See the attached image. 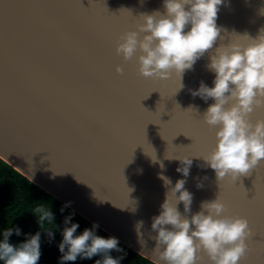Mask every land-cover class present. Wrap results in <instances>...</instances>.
<instances>
[{"label":"water","instance_id":"95a60500","mask_svg":"<svg viewBox=\"0 0 264 264\" xmlns=\"http://www.w3.org/2000/svg\"><path fill=\"white\" fill-rule=\"evenodd\" d=\"M157 10L163 0H0V157L157 264L152 218L185 179L193 194L186 215L219 195L226 214L246 218L256 233L239 264H264V162L218 179L198 157L215 146L216 128L203 120L214 101L191 94L201 81L213 86L207 65L216 48L246 44L245 34L264 29V0L218 6L220 34L182 74L181 88L177 75L145 78L136 56L125 61L115 51L141 14ZM249 119H264V107ZM184 155L192 159L187 177L176 171L179 160L166 158ZM177 207L185 214L182 202ZM197 255V264H211L206 252Z\"/></svg>","mask_w":264,"mask_h":264},{"label":"clouds","instance_id":"9594fccd","mask_svg":"<svg viewBox=\"0 0 264 264\" xmlns=\"http://www.w3.org/2000/svg\"><path fill=\"white\" fill-rule=\"evenodd\" d=\"M223 2L163 0V12L141 14L142 22L137 24V30L126 31L120 36L116 54L125 61L136 56L138 72L145 78L168 80L173 74L177 75L181 88L182 74L193 69L196 61L213 48L220 34L216 19L218 6ZM189 25L190 29L186 31ZM244 36L248 43L218 47L210 56L207 68L215 73L213 86L201 81L198 89L191 90L193 96L214 101L203 113V120L216 128L215 146L198 157L216 172L218 179L226 175H248L264 162V119L254 123L249 119L256 108L264 107V29L255 38ZM123 71L120 65L116 66L117 73ZM166 158L179 160L176 171L184 177L189 175L191 156ZM162 178L166 186L171 185L170 179ZM185 183V179H177L166 193L159 215L152 218L158 264H197L200 251L207 253L211 264H239L246 254V240L251 234L248 220L227 215V207L219 195L214 200L202 202L200 211L186 215L191 212L193 194L185 188ZM181 202L185 214L178 210L177 205ZM69 206L70 202L65 203L61 212ZM34 214L41 229L44 230L45 222L53 225V229L44 230L52 238L57 225L51 208L39 206ZM73 214L64 219L58 246L62 253L60 260L76 261L78 257L91 259L101 255L102 259L96 260L95 264H121L122 256L114 258L109 254L113 250L123 251L118 238L97 235L95 229L99 225L95 223L77 234L79 224L71 222ZM13 231L20 234L19 228H8L3 232L0 261L4 264H38L40 232L14 246L8 239Z\"/></svg>","mask_w":264,"mask_h":264},{"label":"trees","instance_id":"16d2710c","mask_svg":"<svg viewBox=\"0 0 264 264\" xmlns=\"http://www.w3.org/2000/svg\"><path fill=\"white\" fill-rule=\"evenodd\" d=\"M65 203L51 193L35 184L19 170L11 166L0 157V240L3 239V232L8 228H19L20 234L13 231L9 236V243L19 245L30 235L40 232L41 256L38 264H95V261L102 259L101 255H94L91 259L78 257L76 261H61L62 253L59 251V243L62 240L64 219L71 216V222L78 223L77 234L82 233L85 228H91L93 222L73 210L66 207L61 212ZM49 207L55 216L54 223L57 228L53 230V237L50 238L44 230L53 229V225L45 222L44 230L40 228L34 210L39 207ZM96 234L105 238L113 236L102 228L95 229ZM122 252L111 251L109 254L116 257H123L121 264H157L148 259L130 246L119 241ZM0 264H4L0 261Z\"/></svg>","mask_w":264,"mask_h":264},{"label":"snow or ice","instance_id":"6c2138e0","mask_svg":"<svg viewBox=\"0 0 264 264\" xmlns=\"http://www.w3.org/2000/svg\"><path fill=\"white\" fill-rule=\"evenodd\" d=\"M182 133H183V132H182ZM184 134H185V133H184ZM185 135H186V134H185ZM189 137H191V136H189ZM191 138H192V137H191ZM192 139H193V138H192ZM259 171L264 172V166H260ZM234 186L237 187V188H239V186H237L236 183H235ZM246 196H247V193H246ZM247 199H248V198H247ZM253 199H254V197H253L251 200H253ZM248 200H250V199H248ZM255 234H256V233L251 232V234H250V238L252 239V237H253ZM252 240H253V239H252ZM260 242H261L262 245H264V241H260ZM200 264H206V257L203 258V259L201 260Z\"/></svg>","mask_w":264,"mask_h":264}]
</instances>
